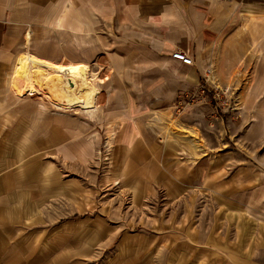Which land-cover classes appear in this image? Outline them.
I'll list each match as a JSON object with an SVG mask.
<instances>
[{
  "label": "rangeland",
  "instance_id": "1",
  "mask_svg": "<svg viewBox=\"0 0 264 264\" xmlns=\"http://www.w3.org/2000/svg\"><path fill=\"white\" fill-rule=\"evenodd\" d=\"M64 6L34 0L31 13L0 12V36L9 27L16 34L0 76V119L59 118L80 136L66 179L98 223L115 229L94 258L264 264V19L225 6L212 15L216 29L192 52V65L150 70L120 86L84 61L96 48L93 57L105 53L108 47L93 43L112 31L64 28ZM23 52L88 64L92 103L66 110L35 92L14 93Z\"/></svg>",
  "mask_w": 264,
  "mask_h": 264
},
{
  "label": "crops",
  "instance_id": "2",
  "mask_svg": "<svg viewBox=\"0 0 264 264\" xmlns=\"http://www.w3.org/2000/svg\"><path fill=\"white\" fill-rule=\"evenodd\" d=\"M67 1L61 0L65 6L59 11L64 28L112 31L101 44L93 43L108 47L105 53L93 57L96 48L84 61L95 64V71L103 67L120 86L150 70L171 72L189 66L171 53L181 49L193 58L208 30L216 29L218 19L212 15L225 13V6L264 19V0ZM33 3L0 0V12L31 13ZM12 30L0 36V76L13 55ZM79 137L59 118L51 122L19 114L0 119V264H148L131 254L105 263L94 258L115 229L98 223L66 179L67 159L74 155V145H80Z\"/></svg>",
  "mask_w": 264,
  "mask_h": 264
},
{
  "label": "bare ground",
  "instance_id": "3",
  "mask_svg": "<svg viewBox=\"0 0 264 264\" xmlns=\"http://www.w3.org/2000/svg\"><path fill=\"white\" fill-rule=\"evenodd\" d=\"M30 35L26 34L25 41ZM12 75L17 95L38 93L43 101L63 109L89 106L96 97L94 73L83 62H52L30 52L17 54Z\"/></svg>",
  "mask_w": 264,
  "mask_h": 264
},
{
  "label": "built area",
  "instance_id": "4",
  "mask_svg": "<svg viewBox=\"0 0 264 264\" xmlns=\"http://www.w3.org/2000/svg\"><path fill=\"white\" fill-rule=\"evenodd\" d=\"M171 57L174 59H177L178 61H180L182 64H185V65L193 64L192 57L187 52L181 49H176L175 51H173L171 53Z\"/></svg>",
  "mask_w": 264,
  "mask_h": 264
}]
</instances>
